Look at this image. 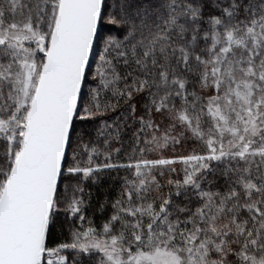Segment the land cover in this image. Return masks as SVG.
I'll return each instance as SVG.
<instances>
[{"label": "snow or ice", "instance_id": "obj_1", "mask_svg": "<svg viewBox=\"0 0 264 264\" xmlns=\"http://www.w3.org/2000/svg\"><path fill=\"white\" fill-rule=\"evenodd\" d=\"M0 264H264V0H0Z\"/></svg>", "mask_w": 264, "mask_h": 264}, {"label": "trees", "instance_id": "obj_2", "mask_svg": "<svg viewBox=\"0 0 264 264\" xmlns=\"http://www.w3.org/2000/svg\"><path fill=\"white\" fill-rule=\"evenodd\" d=\"M123 107H124L123 103L121 102L120 109L117 110L118 113L123 110ZM109 116H113V114L110 112ZM130 136H131V132H128L127 135L125 136V144L128 143V138ZM115 146L119 147V145H115ZM193 147H197V145H195L192 142H189L182 146H177L175 149V153H173L172 151H169L167 155L171 156L174 154L190 152L193 149ZM121 155H122V158H124V154L122 153ZM149 158H156L155 154H152ZM85 159H87V157H85ZM102 161H103V157L101 156L98 162H102ZM176 167L180 169L183 167V165L177 164ZM180 174L182 175V172ZM124 175H126L124 171H120L119 173L112 172L110 176H106L105 179L107 182L103 185L102 188H99V189L95 187L92 188V192H93L92 207L93 208L98 207L96 203L97 199H100V200L104 199L105 194L108 195L109 199H114L116 197ZM173 175H175V173H173ZM165 192H167V188H165ZM86 215L88 219L94 221V224L92 225L93 227H96L97 229H101L105 219L107 218L108 215H110V212L101 214L99 211H96L95 214H93L92 208H88ZM79 224H80V221L77 218L76 226H79ZM88 226H89L88 220H85L84 227L87 228ZM53 236L57 241H65V240L70 239L67 227L64 228L63 232H61L59 228L55 229L53 232Z\"/></svg>", "mask_w": 264, "mask_h": 264}]
</instances>
